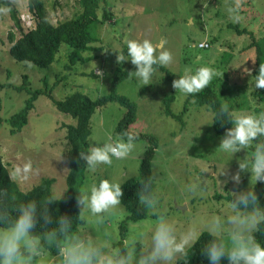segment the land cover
<instances>
[{"label": "rangeland", "instance_id": "374dc122", "mask_svg": "<svg viewBox=\"0 0 264 264\" xmlns=\"http://www.w3.org/2000/svg\"><path fill=\"white\" fill-rule=\"evenodd\" d=\"M53 24L79 15V0H42ZM24 30L34 26L28 0H10ZM235 8L240 19L229 18L227 9ZM101 19L96 27V40L92 50L83 51L86 61L69 64L71 48L62 43L55 60L46 67L30 61H18L9 54L10 32L15 28L7 7L0 8V156L11 178L23 191L31 189L45 178H53L50 190L59 197L66 189L69 143L64 125L75 124V119L56 108L52 101L40 93L29 111L27 122L17 133H10L7 121L25 105L30 90L48 89L59 100L79 91L91 99L108 94L113 73L119 64L125 68L130 60L118 62V56L127 57L129 40L149 39L153 44H163L172 53L173 63L156 68L153 84L142 86L135 77L122 80L116 89L119 95L136 103V119L128 126L130 134L153 135L157 140L151 160L153 191L161 199L163 208L175 223L178 232L201 226L212 214L229 211L232 193L254 186L250 173H241V181H231L238 169V161L247 152L241 150L231 157L219 148L223 136L213 131V114L206 105L190 103L183 121L165 113V97L174 95L171 110L179 114L187 96L173 88V81L185 75L186 69L194 73L197 68H215L220 75L212 80L215 88L233 105V115H264V105L255 99L252 71L256 48L253 38L264 47V0H101L96 9ZM105 14V16H104ZM247 29L252 36L246 32ZM201 42L207 47H199ZM67 64L69 66L67 67ZM102 73V76H98ZM95 74V75H94ZM24 77L27 82H24ZM25 86L20 89L21 85ZM30 89V90H28ZM28 91V92H27ZM228 96V97H227ZM221 101L225 99L221 95ZM126 108L116 101L107 102L96 109L90 119L89 148L111 138L119 140V120ZM193 136V137H192ZM192 137V138H191ZM149 143L136 140L134 151L124 160H114L113 165H101L96 172L86 167L81 192L100 179L117 180L139 176V165ZM253 149H249V155ZM228 162V163H227ZM227 163V176H217L219 167ZM25 167L28 171L25 172ZM20 169V174L16 170ZM199 178L203 187L195 194L189 186ZM228 181L225 183V181ZM63 196V195H62ZM129 213L121 204L110 217L106 228L112 234L111 245L119 248L123 242L149 232L157 218L149 214L135 222L128 220ZM83 224L74 232L95 229L94 217L81 212ZM125 221V225L124 222ZM121 224L125 235L121 237ZM122 241V243H118ZM137 245V250L141 248ZM49 264H55V255L48 253ZM221 264H229L223 258Z\"/></svg>", "mask_w": 264, "mask_h": 264}, {"label": "clouds", "instance_id": "9594fccd", "mask_svg": "<svg viewBox=\"0 0 264 264\" xmlns=\"http://www.w3.org/2000/svg\"><path fill=\"white\" fill-rule=\"evenodd\" d=\"M227 12L230 19H240L235 8L229 7ZM117 59L118 62L130 60L136 70L129 72V76L146 86L153 84L154 66L167 67L174 57L163 49L162 43L157 45L144 39L129 40L127 57ZM220 75L223 74L208 66L199 67L194 73L186 69L185 75L173 81V88L186 96L194 95ZM254 88L264 89V65H260L255 75ZM222 117H228L232 127L226 130L219 148L231 157L241 150L247 152L245 158L238 161L239 170L231 175V181L239 184L241 173H250L254 186L257 182L264 183V115L233 117L225 105L216 120ZM136 139L135 135L125 132L119 140L109 138L87 151H80V158L86 161L90 172H96L101 165L111 167L114 160H124L134 151ZM250 148L253 151L249 155ZM227 163L220 165L216 179L218 175H228ZM20 171L17 169L16 174ZM254 186L232 193L228 212L212 214L201 226L178 232L149 179L142 183L137 197L144 209L157 218V223L149 232L125 240L119 248L110 246L113 237L106 225L122 204L121 182L100 179L89 190L79 193L80 213H89L96 225L91 231L79 232H73L72 219L54 217L49 212V205L60 201L63 194L49 196L41 202L16 205L15 196L0 188V264H49L48 249L38 232H43L44 240L56 244L55 264H189L202 232L211 237L201 249L209 264H221L223 258H227L229 264H264V244L258 242L255 235L264 228V206ZM202 187L198 178L189 190L195 194ZM38 225L40 230H37ZM52 225L55 227L48 230ZM138 244L142 246L139 251Z\"/></svg>", "mask_w": 264, "mask_h": 264}, {"label": "trees", "instance_id": "16d2710c", "mask_svg": "<svg viewBox=\"0 0 264 264\" xmlns=\"http://www.w3.org/2000/svg\"><path fill=\"white\" fill-rule=\"evenodd\" d=\"M101 0H79L82 11L79 15L66 19L57 24H53L46 12L44 2L42 0H28V9L32 13L34 26L30 29L24 30L23 25L17 15L15 7L10 0H0V8L5 6L10 11L11 19L14 21L15 28L20 32V36L16 37L15 33L10 32L8 39L11 42L9 54L12 58L18 61H30L40 67L50 65L56 57L62 43L67 44L71 48L69 54V64L73 65L77 61L88 60L82 55L83 51L92 50L90 45L96 40V27L101 19L96 13ZM105 16V14H104ZM239 32H246L252 36V33L247 29H242ZM256 48L255 64L252 71L253 81L255 82V75L258 74L260 65H264V47L259 41L254 40L251 44ZM67 64V67L69 66ZM160 68V66H154ZM134 65H129L125 68L122 63L116 68L113 73V78L110 84V91L108 94L102 95L97 99H91L86 94L75 91L69 94L66 98L56 99L48 89L30 90L29 97L26 99L24 107L7 119L10 125V133L14 134L21 130L26 124L29 111L34 106V101L37 96L42 93L45 94L56 108L66 114L71 115L75 119V124L64 125L66 128V139L69 143V148L66 152L68 160V173L66 176V189L60 201L53 202L49 205V212L54 216H67L72 219L73 232L76 227L83 224L81 217V209L78 206L77 198L81 193V185L84 180L85 171L87 167L86 161L80 158V151H87L89 149L88 136L90 134V119L97 108L105 105L107 102L116 101L126 108V112L119 120L117 130L122 135L128 133V126L136 119V103L131 101L128 97L119 95L116 92L118 84L129 77V72L135 71ZM95 75V74H94ZM24 82H27L24 77ZM4 86V84H0ZM21 90L25 88L24 84L19 87ZM252 96L264 105V89H255L251 92ZM221 95L225 99V104L221 101ZM215 88V82H211L201 92L188 95L187 100L179 114L174 113L170 108V103L174 100V95L165 97V113L174 119L183 121V115L187 111V106L190 103L195 105H206L213 114L212 126L216 135L224 136L227 129L232 127L228 117H222L223 120H216L217 115L223 106H227L229 112L232 113L233 105L229 102V97ZM2 119L0 118V122ZM137 139H145L149 145L144 152V156L139 165V176L137 178L127 179L122 183L123 196L122 204L129 213L128 220L135 222L146 216L147 210L139 203L137 193L140 191L143 182L151 179V160L153 158L154 149L157 145V140L153 135L148 134H134ZM53 178H45L39 184L33 186L27 191L19 188L17 183L11 178V175L2 161L0 156V188L7 189L15 196L16 205L27 203L29 201L41 202L47 197L52 196L51 184ZM254 189L258 195L259 202L264 206V183L257 182ZM153 190V181H152ZM230 201L232 197L228 198ZM124 225H125V221ZM121 224V237L125 235V226ZM55 227L52 225L48 230ZM37 230H40L39 225ZM41 236L42 242L48 249V253L52 256L56 253V244L49 243L43 239V232H38ZM258 242L264 244V228L255 233ZM211 237L207 232H202L199 242L193 249L189 259V264H209L208 259L203 255L201 249ZM122 243V241L118 242Z\"/></svg>", "mask_w": 264, "mask_h": 264}, {"label": "built area", "instance_id": "2783aa9c", "mask_svg": "<svg viewBox=\"0 0 264 264\" xmlns=\"http://www.w3.org/2000/svg\"><path fill=\"white\" fill-rule=\"evenodd\" d=\"M199 47L203 48V47H207L208 46V43L206 42H201L198 44Z\"/></svg>", "mask_w": 264, "mask_h": 264}]
</instances>
